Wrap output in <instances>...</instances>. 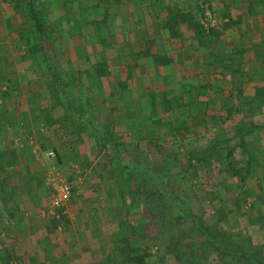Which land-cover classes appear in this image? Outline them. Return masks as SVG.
<instances>
[{
	"label": "rangeland",
	"instance_id": "rangeland-1",
	"mask_svg": "<svg viewBox=\"0 0 264 264\" xmlns=\"http://www.w3.org/2000/svg\"><path fill=\"white\" fill-rule=\"evenodd\" d=\"M24 1L0 0V264H264V0H31L41 34ZM183 13L211 56L153 41ZM148 51L175 97L148 113L123 86L143 111L114 117L94 63L147 84Z\"/></svg>",
	"mask_w": 264,
	"mask_h": 264
},
{
	"label": "trees",
	"instance_id": "trees-1",
	"mask_svg": "<svg viewBox=\"0 0 264 264\" xmlns=\"http://www.w3.org/2000/svg\"><path fill=\"white\" fill-rule=\"evenodd\" d=\"M24 2L28 5L29 16L32 19L36 33L41 34V32L43 31V23L40 20V15L36 12L35 7L31 0H27ZM161 29H162L161 34L163 35L164 42L166 40H169V44L171 41L173 42L172 45L183 47L184 52L187 51V55L188 56L191 55L192 58L195 57L196 55L197 58L200 56L201 58H204L207 57L208 54L210 56L213 54L212 52L209 51L211 45V42L207 40L209 33L207 34L204 31V28L200 25V23L198 21H195L191 15H187L185 13H183L182 15L176 14L172 16L170 20H167L165 23H163V27ZM187 32H189L190 35H188ZM207 51H209L208 54ZM140 59L146 61L151 66H155V65L158 66L159 64L165 66L168 64L167 59L165 57L156 56V53H152L150 51H148L147 54H142ZM106 61H107L106 58H104L103 61H98L94 63L93 73H94V79L96 81L98 80L100 81L102 78H106L112 75L106 67L107 66L105 63ZM116 84L118 90L122 89L121 82H117ZM162 86L164 87V89L160 93H157L158 90L157 88H152L151 90L149 88H146V98H147L146 102L149 103L150 110H151V106L155 108L156 94L158 96L160 95V97L163 100L160 101L161 103L157 105L161 107L163 111L166 110V106L170 102V100L175 97L174 92L171 91L172 88H169L166 85V83H164V85ZM178 99H180V97ZM181 100H183L182 102H184V99ZM231 153L232 150H227V152L225 153L227 161L229 160ZM227 164L230 165V162ZM182 171L176 170L175 175H178L180 177L183 176ZM146 184L148 183L146 182Z\"/></svg>",
	"mask_w": 264,
	"mask_h": 264
},
{
	"label": "crops",
	"instance_id": "crops-1",
	"mask_svg": "<svg viewBox=\"0 0 264 264\" xmlns=\"http://www.w3.org/2000/svg\"><path fill=\"white\" fill-rule=\"evenodd\" d=\"M88 28L86 29V31H87V33L91 34V32L88 30ZM86 31H84L83 34H87ZM148 32L151 33L150 31H148ZM158 34L159 33H157V32L154 33V37H156V38L153 39L154 42L161 43L166 48H169V46L172 47V48H174V49L176 48L175 45H172L173 42L170 41V44L167 41L164 42L163 41V38H160ZM147 39L150 40V37L148 36ZM88 40L89 39H85L86 42H88ZM85 41H84V43H85ZM143 42H146V40H143ZM94 47H95L94 52L95 53H98L100 50H99V45H98L97 42H96V44H95ZM177 47L179 49V50H177V52H178L177 53V56L178 55H180V56L184 55V48L181 47V46H177ZM122 51H124L123 48H122ZM152 53H154V52H152ZM113 56H115L116 58L119 57L120 59H122V58L124 59V56L122 57L121 54H115L113 52L112 55H111V57H110L111 58V63H110V65L108 64L106 66L107 69H108V71L112 75H110V76H108L106 78H102L100 81L99 80L96 81L93 78V81L92 82L95 84L94 87L99 90L98 97L95 98L96 101H98V100L102 101L101 104L106 105L105 108L109 109V114H111L110 113V110L114 112V113L111 114L114 117L115 116L117 117V114L122 113V114H125L126 116H130V117L132 116V119H133L136 116L135 109H136V111L138 110V113L141 112V111H143V109H141L140 107H139L140 109L138 107H136V108L133 107V109H131V110H128V111L125 110L126 107L124 108V103L126 102V99H125L126 97L124 95H122V97H120V96H118L119 95L118 93L120 91H125L126 88H123V89L118 90V87H117V84H116L117 82L123 83L122 84V87L123 86H128L129 88H133L134 91L136 92V96L133 99L134 100L133 101L134 102L133 105L135 106V102L139 106H140V104H142L141 106L144 105V110L147 111V112L150 110V106H149V103L146 102L147 101V98H146V88H149L151 90L152 88H158L159 86L164 85V83H166V85L169 88H171L170 85L172 86V83L167 84V82H165L167 79L164 76H162V75H161V79H160L161 80L160 81L161 83L160 84H157V79H156L157 76L156 75L154 76L153 75V72H152L154 70H151V68H153V66L151 67V65H149L146 61H143L142 59H138L135 62L136 68L139 69L138 70V73L143 70V67H147L148 68L145 71V73H148L146 75V78L148 79V82H147V84H144L143 83L144 84L143 85L142 84L143 81L140 78H138V79H136L135 85H132L131 86L130 82L127 81V78H126L127 77V74L125 72L126 71V64H116L115 60L113 59ZM106 59H108L107 58V55H106ZM112 59L114 60V62L112 61ZM173 60L175 61L176 59H173ZM112 62H113V64H112ZM142 64H145V65L147 64V65L146 66H142ZM172 64H170V66ZM83 66H84V64L83 63H80V64H78L75 67V70L82 71V67ZM110 66H112V67H110ZM172 68H173V71H174L176 69V65H172ZM149 76H151V77H149ZM78 80L81 81L82 79H78ZM176 80L177 79L175 78V81ZM180 81L181 80L179 79V82ZM53 82L55 84H59L57 82V80H53ZM26 83H27V81H26ZM105 85L107 86V88H105L106 87ZM85 86H86V90H87L88 97H91V95H92V87L91 86L89 87L87 84ZM143 91H144V93H143ZM88 97H87V99L90 100ZM54 101H56V100L54 99ZM93 104L94 103H90L91 106ZM85 106H89V102L85 103L84 105H75L76 118H77V120H81L83 122V124H84V127H85V129H82V131H80V134H82V132H86L85 134H88L90 132V130H91L90 124H88L90 121L89 120L88 121H85V119H84L85 118V115H87V113H86V111L84 109ZM119 106H121V107H119ZM64 108L66 109V107H64ZM67 108H69V106H67ZM87 117H88V115H87ZM108 117H110V116H108ZM114 117H112V118H114ZM122 125L123 124L120 123V125H118V126H122ZM92 128H94V126H92ZM99 138H100V140L103 139V137H101V136ZM101 141H103V140H101Z\"/></svg>",
	"mask_w": 264,
	"mask_h": 264
},
{
	"label": "built area",
	"instance_id": "built-area-1",
	"mask_svg": "<svg viewBox=\"0 0 264 264\" xmlns=\"http://www.w3.org/2000/svg\"><path fill=\"white\" fill-rule=\"evenodd\" d=\"M52 153L47 154V156H51ZM69 195L68 188L66 186H62L58 189V202L63 201L64 199H67Z\"/></svg>",
	"mask_w": 264,
	"mask_h": 264
}]
</instances>
